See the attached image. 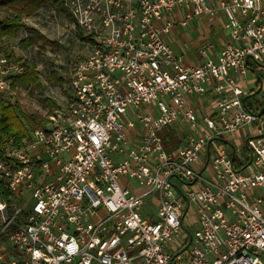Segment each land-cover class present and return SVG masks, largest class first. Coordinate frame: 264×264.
Instances as JSON below:
<instances>
[{
    "label": "built area",
    "instance_id": "1",
    "mask_svg": "<svg viewBox=\"0 0 264 264\" xmlns=\"http://www.w3.org/2000/svg\"><path fill=\"white\" fill-rule=\"evenodd\" d=\"M61 1L82 50L65 109L0 147V264H264V0ZM200 17L228 40L189 63L168 38ZM24 71L0 54L3 96Z\"/></svg>",
    "mask_w": 264,
    "mask_h": 264
},
{
    "label": "rangeland",
    "instance_id": "2",
    "mask_svg": "<svg viewBox=\"0 0 264 264\" xmlns=\"http://www.w3.org/2000/svg\"><path fill=\"white\" fill-rule=\"evenodd\" d=\"M13 13L14 11L7 5L0 4V20L12 16ZM21 23L22 26L15 38H0V54H13L14 60L33 62L37 68L40 87L37 89L19 87L14 95L5 94L4 98L6 102L17 103L23 112L31 116L35 123L49 121L51 111L54 114L65 109V101L68 96L69 66L82 49L75 26L68 15L51 6L42 7L36 14L24 17ZM195 24V19H192L186 26L182 27L185 33V38L180 37L182 46L179 47L176 44L177 37L172 39L171 47L176 53L193 55L197 44L196 38L201 35L199 31L193 30ZM213 29L209 31L210 37L205 41L213 43L215 47L218 34L222 33L225 37L229 32L220 24H217ZM35 32L45 37L47 41L39 39L29 46L20 45V41L26 38L33 43L36 40ZM253 79L254 75L249 71L245 80L250 82ZM249 89H255V85L249 84ZM50 100L53 101V104L49 102ZM253 102L258 105L261 104V106L264 105L263 93L254 94ZM179 127L184 130L186 125L181 122ZM169 128H175L179 131L178 125ZM239 132L243 137V131ZM242 154L247 156V150H242ZM145 201L142 215H148L152 220H155L157 218L156 202L151 197L146 198Z\"/></svg>",
    "mask_w": 264,
    "mask_h": 264
},
{
    "label": "trees",
    "instance_id": "3",
    "mask_svg": "<svg viewBox=\"0 0 264 264\" xmlns=\"http://www.w3.org/2000/svg\"><path fill=\"white\" fill-rule=\"evenodd\" d=\"M0 4L7 5L14 11L13 15L0 20V38L13 39L22 26L24 17H30L36 14L42 7L51 6L55 10L67 14L73 22V18L64 8L61 0H0ZM36 40L31 43L28 38L20 41V45L29 46L36 43L39 39L47 41L45 37L35 32ZM76 35L80 37V30L76 29ZM14 60L13 54L7 55ZM25 71L13 79L15 87L37 89L40 87V81L37 74L36 65L28 60L24 61ZM53 104V101H49ZM53 112L51 111L49 115ZM49 121L35 123L31 116L27 115L17 103L6 102L4 96L0 93V147L8 140H12L14 146H20L27 138L29 132L38 127H46ZM163 138V147L166 152L172 153L179 144V131L175 128H165L161 132Z\"/></svg>",
    "mask_w": 264,
    "mask_h": 264
},
{
    "label": "crops",
    "instance_id": "4",
    "mask_svg": "<svg viewBox=\"0 0 264 264\" xmlns=\"http://www.w3.org/2000/svg\"><path fill=\"white\" fill-rule=\"evenodd\" d=\"M193 19H195V22H196L195 27H193V30L197 31V32L199 31L201 35H198V37L196 38L197 44H196V46L194 48L193 55L188 56L187 54L184 53L186 61L189 62V63H196V61H197L196 48L201 43H203L205 40L209 39V37H210L209 31L214 30L213 28L217 24L223 25V27H224V19H223V17H216L215 19L207 18V17H200V18H193ZM204 26H206V28H204ZM175 37H177L176 40L174 39L176 44L179 45V47L182 46L181 42H180V37L185 38V33L183 32L182 27H180L178 25H175L173 27L172 32H171V34H170V36L168 38V41H169L170 45H171L172 39L175 38ZM227 40H228V35H226L224 37V35L222 33L218 34V39L215 42V45H216L215 49L219 50L227 42ZM128 184L131 186L133 191H135L136 193H141L142 192V190L139 187H137L134 182H129ZM147 198H149V197H147Z\"/></svg>",
    "mask_w": 264,
    "mask_h": 264
}]
</instances>
